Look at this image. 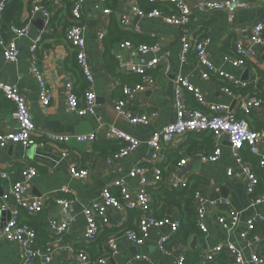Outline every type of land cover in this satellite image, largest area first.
Returning <instances> with one entry per match:
<instances>
[{
  "label": "crops",
  "instance_id": "0c3cea01",
  "mask_svg": "<svg viewBox=\"0 0 264 264\" xmlns=\"http://www.w3.org/2000/svg\"><path fill=\"white\" fill-rule=\"evenodd\" d=\"M4 1L7 6L0 26L7 39L15 38L11 31L13 26L20 28L31 21V9L35 4H42L51 13L50 19L42 15L36 16L31 22L30 34L17 41L20 48V57L17 62H7L0 46V82L19 87L29 103L39 132L67 136L71 138V141L66 146L52 145L43 136L38 139L41 146L35 149L25 150L18 146H9L1 150L0 170H5L9 178H0V193L2 191L7 195L13 185L16 178L15 175L14 177L10 175L13 169L21 170L25 166H33L38 170L39 176L28 185L26 203L41 201L46 205L42 213L45 226L43 230L40 227L38 229L37 243L40 246L53 243L58 249L54 259L55 264H77L75 256L79 251H86L92 258H97L105 252L107 232L117 235L126 228H138L140 218L134 217L135 215L132 214L134 212H114L109 209V226L101 233L98 240L87 243L84 239L87 226L84 206L97 200L103 190L107 186H112L117 180L124 181L131 192H138L140 177H130L136 165H142L146 169L148 191L155 200L153 215L159 219L171 217L182 223L188 217L187 199L169 197L168 183L181 180L190 183L192 187L195 179L203 180L204 182L198 185L197 190L201 191L205 202L207 210L205 224L208 233L198 230V233L187 236L185 242L177 241L175 238L178 235H184L182 231L186 232L181 229V226L179 233L177 232L178 235L176 236L177 233L172 235L168 243L170 250L168 255H162L157 246L161 236L171 234L167 228L153 229L150 238L141 246L121 239L118 244V253L111 259L110 264H177L181 253L186 255L188 263H195L200 254L211 252L215 247L228 243L234 244L243 253L245 264H252L250 259L254 254H261L264 258V224L257 226L256 233L259 241L252 239L244 241L241 238V232L245 229L248 219L252 215H264V202L254 205L253 197L248 192V182L244 177L233 179L228 176L229 169L236 166V161L227 137L221 140L222 154L214 164L202 162V155L214 151L215 142L211 135L190 134L175 137L164 151L166 161L162 167L166 184L157 185L154 181V165L151 160L155 152L147 142L153 133L175 119L177 77L188 78L191 84L203 92L209 104L232 107L237 117H247L240 105L245 98L251 97L232 91V94L227 92L228 88L223 85L226 81L224 78L212 77L209 81L203 79L194 54L189 56L188 62L181 61L182 38L186 34L184 29L169 25L162 18L137 17L134 9L146 7L148 0H143V3L138 0H121L113 10L110 6L111 0L107 2L106 0H84L83 24L86 29V52L94 74V90L98 99L96 115L80 117L70 112L67 105L69 83L73 84V93L79 99H83L85 92L81 90L74 72L75 52L65 41L66 30L71 24L70 0H0V3ZM184 1L193 8L197 0ZM242 4L232 17L222 12L203 16L194 11L188 36L193 39L201 31L204 32V36L210 39L208 54L216 68L234 76L237 80L249 82L250 85L254 84L256 89H259L258 93L264 96V78L260 75L264 72V46H254V56L248 61L246 67L235 68L226 59L234 50L237 40L249 43L254 25L264 20V0H242ZM162 7L164 8L162 10H165V5ZM106 10L111 13L106 14ZM123 17L130 18L133 29L122 28L120 22ZM113 18L123 31L133 36V45H158L157 50L152 54L143 55L134 49H122L120 45L123 43L107 49L100 35L103 32L105 35L109 33ZM41 35L43 41L36 56L54 98L47 109H43L40 105V85L30 68L31 47ZM137 42L139 44H136ZM118 56L127 68L145 65L153 59L158 60V65L150 72L157 84L155 88L143 94L136 104V108L141 112L157 111L159 113L158 118L149 126H132L115 111V101L122 94L121 87H124L122 76L137 75L123 72L118 65ZM246 73H248L247 78L243 79ZM126 84L132 85V83ZM185 103L193 109L198 107L190 93H186ZM12 108L0 109L1 132L8 131L14 126V108ZM248 120L254 130L263 131L264 105L253 111ZM108 126H114L141 142L134 154L118 160L114 165L106 163L109 152L105 148L110 140L106 137L105 128ZM98 131L100 132L97 141L92 146L78 143L75 139L77 136ZM98 147H102L103 150L100 151ZM65 150H69L70 153L63 158L62 154ZM244 150L247 160L254 157L259 159L250 153L248 148ZM260 152L264 153V144L260 147ZM184 158L187 159V164L179 168L177 165ZM248 163L251 167L255 166ZM75 165L88 169L89 177L84 180L74 179L70 170ZM258 176L260 180L255 190V197L264 195V179L260 173ZM111 190L114 196L120 194L119 188L112 187ZM58 198L72 200L74 205L66 211L57 205ZM217 199L228 200L231 207L239 213L240 224L237 229L227 231L216 221V216L221 212L224 214L225 210L212 209L208 202ZM14 200L11 199L10 204L0 196V227L12 218L14 211H18L17 205H12ZM6 204L9 205V209L4 212L2 208ZM19 215L21 220L29 219L33 225L36 224L35 216L29 218V215L27 217L23 213ZM67 217L74 219L69 232L61 238L52 239L49 235L48 221ZM195 237L196 242L193 245ZM224 263L225 257L222 255L218 262L213 264ZM0 264H21V249L17 243L6 241L0 243Z\"/></svg>",
  "mask_w": 264,
  "mask_h": 264
},
{
  "label": "built area",
  "instance_id": "2783aa9c",
  "mask_svg": "<svg viewBox=\"0 0 264 264\" xmlns=\"http://www.w3.org/2000/svg\"><path fill=\"white\" fill-rule=\"evenodd\" d=\"M148 1L152 4H157L158 2L167 3L172 9L170 12L162 9H154L147 12L136 7L134 9L135 15L139 18H162L165 23L179 29H184L186 34L182 38L180 54V59L183 63L188 62L189 56L194 54L197 65L201 69L203 79L209 81L212 77L224 78L237 88L242 89L250 85L249 82L237 80L234 76L216 68L209 58L207 48L210 39L204 36V32L201 31L193 39L188 36L194 11L203 16L222 12L232 17L243 5L242 0H197L193 8L184 0ZM70 3L71 24L66 30L65 41L75 52L76 62L88 87L83 99H79L73 93V84L69 83L67 85L68 110L80 117L95 116L98 98L94 90V74L86 52V29L83 24L84 0H70ZM6 6V1L0 3V23L3 19ZM105 13L109 15L111 11L106 10ZM38 15H42L47 19L51 18V13L45 6L35 4L31 9V21L23 27L13 26L11 28L12 33L15 35L14 39H7L0 26V46L3 49V56L7 62L14 63L19 60L20 48L17 41L30 34L32 28L31 22ZM120 23L125 30L133 29L129 17H123ZM104 37L105 32L100 35V39L103 40ZM42 41L43 36L41 35L32 44L30 68L40 85V105L43 109H47L51 106L54 98L52 90L39 66L38 57L36 56V52L39 50ZM255 45L264 46V20L254 25L249 43L243 40H237L235 54L228 55L226 59L235 68L246 67L248 61L254 56ZM120 46L122 49H134L143 55L152 54L158 48V45L142 44L134 46L131 43H123ZM117 59L118 65L123 72L137 74L142 77V81L139 84L124 85L123 97L115 101V111L132 126H149L158 118L159 113L157 111L141 112L136 108V104L143 94L155 88L157 81L149 73L158 65V60L153 59L145 65L127 68L121 61L120 56ZM176 85V114L174 121L153 133L147 142L149 147L155 152L151 160L154 165L155 183L157 185L166 184L162 167L166 161L164 151L166 150L165 147L175 137L208 133L212 135L215 142L214 151L210 154L202 155V162L216 163L222 154L221 140L223 137H227L234 151V159L236 161V166L229 169L228 176L233 179L244 177L248 182V192L253 197L254 205L262 204L264 202V195L255 197V190L260 178L256 170L244 162L241 152L244 148L248 147L252 154L260 158L257 170L264 179V153L260 152V147L264 144V130H254L248 120L253 111L260 109L264 105V100L253 96L245 98L240 108L247 116V119L239 120L232 107L209 104L203 92L191 84L188 78L183 76L177 77ZM227 92L232 94L229 89ZM186 93H190L194 97L198 108L193 109L186 105ZM0 94H3L10 100L14 104L15 109L13 113L15 122L13 128L0 133V151L9 146H18L25 150L35 149L41 146L38 139L43 136L52 145H69L71 141L70 137L56 133L42 134L38 131L29 103L21 93L19 87L0 82ZM105 131L108 140L122 141L126 144L120 151L106 158L108 165H114L118 160L134 154L140 147L141 142L138 139L114 126H108L105 128ZM99 132L77 136L75 139L78 143H85L92 146L97 141ZM69 153V150H65L62 157H67ZM186 164L187 159L184 158L177 166L180 168ZM70 173L77 180H84L90 175L88 169L80 168L76 165L71 168ZM145 173L146 169L142 165H136L130 173L131 178L140 177V189L138 192H131L124 181L117 180L113 182L112 186H107L97 200L91 201L88 205L84 206V213L87 218L84 239L87 243L97 241L105 228L109 226V209H112L114 212H137L141 216L137 230H123L119 234L109 237L105 245V252L100 257L94 259L86 251H79L75 256L77 264H110L111 259L118 253V244L121 239L141 246L150 238L153 229H169L171 234L161 236L157 242V246L162 255H168L170 253L168 243L172 235H175L179 231L181 222L171 217L162 219L154 217L155 200L148 191V181L145 178ZM38 176L39 172L35 167H23L21 169L20 181L13 183L7 195L4 194L3 200L8 202L10 198L15 199L17 207L24 208L30 216H36L44 212L46 209L44 202L26 203L28 185ZM0 178L8 179L9 175L5 170H0ZM188 184L186 181L178 180L168 183V186L173 190H181L187 188ZM112 187L119 188L120 194L118 196L113 195ZM56 203L66 211H69L74 205V201L61 198H58ZM208 204L212 209L221 210L222 208L225 210L224 214L221 212L216 216V221L221 227L227 231H233L239 227V213L231 207L228 200H210ZM194 206L196 209V224L198 229L202 233H208V228L205 224L207 210L200 190L195 193ZM8 209L9 205L6 204L2 208V211L7 212ZM73 220V217L49 220L48 229L50 237L57 239L66 235L70 230ZM261 224H264V215H252L248 219L245 229L241 232V238L244 241L251 239L259 241V236L256 231L257 226ZM37 238L38 234L34 229L20 222V215L17 210L13 212L12 218L0 229V243L6 241L9 243H17L20 246L21 264H55L54 259L58 249L54 247L53 243L39 247ZM222 255L225 257L224 264L246 263L243 253L234 244L228 243L215 247L211 252L200 254L198 261L195 263H188L186 255L181 253L178 256L177 264H213L218 262L219 257ZM250 261L252 264H264V258L261 254L252 255Z\"/></svg>",
  "mask_w": 264,
  "mask_h": 264
},
{
  "label": "trees",
  "instance_id": "16d2710c",
  "mask_svg": "<svg viewBox=\"0 0 264 264\" xmlns=\"http://www.w3.org/2000/svg\"><path fill=\"white\" fill-rule=\"evenodd\" d=\"M107 1L108 0H106V2ZM120 1L121 0H111L110 1L111 9L112 10L115 9ZM138 1L140 3H143V0H138ZM160 4L165 5V11L166 12H170L171 11L172 7L170 5H168L167 3H157V4H152V3L149 4L148 3V5L146 7L142 6L140 8L142 10L147 11V12H150V11H152L154 9H164L162 7V5H160ZM132 42H133V36L131 34L125 32V31H123L120 28V26L117 24L116 20L113 18L112 21H111L109 33L107 35H105V37H104V43H105L106 48L107 49H110L113 46L118 45V44H121V43H131V44H133ZM136 44H139V43L137 42ZM134 46H139V45H134ZM234 54H235V47H234V50L229 55H234ZM113 59L115 60V57H113ZM74 72L76 73V77H77V79L79 81V84L81 85V90H83V92L86 91V89L88 87V84L85 81V79H84V77L82 75V72H81V70L78 67V64H77L76 60H75V71ZM260 75L264 78V72H261ZM122 79H123V84L124 85L126 83L139 84L142 81V77L139 76V75H131V76H128V77L127 76H122ZM223 85H225V87H227L229 89V91H232L234 93L241 94V95H244V96L250 95V96L257 97L259 99L264 100V96H261L258 93L259 89H256V86L254 84H251L247 88L242 89V88H237L234 84L229 83L226 80L225 83H223ZM121 88H122L121 89L122 94H121V96L117 97L119 99H120V97L121 98L123 97V86ZM84 95H85V92H84ZM12 105H14V104L10 100H8L3 94H0V109L1 108H10V107H13L14 108V106H12ZM14 110L15 109H13V113H14ZM237 119L243 120V119H247V117L245 118V117L239 116V117H237ZM0 133H1V131H0ZM203 134H206L207 135L208 133H203ZM209 135H211V134H209ZM125 145L126 144L124 142H122V141H109V143H106V148L105 149L109 152L108 153L109 154L108 156H111V155H114L115 153H117L118 151H120ZM98 149L100 151L103 150L102 147H98ZM244 151L245 150L243 149L242 152H241L242 158H243L244 162L246 164L248 162L254 164L255 166H253V165L252 166L256 169V172L258 174L259 171H257V167H258L260 158L257 156L259 158L258 160H257L256 157L247 160V158H246V156L244 154ZM248 151L251 153L250 149ZM18 169L19 168H15L12 171H10V175L12 177H14V175L16 176V178L13 181V183L18 182L21 179V170L20 169L18 170ZM203 182L204 181L201 180V179H195L194 180V185L192 187H190L191 184L189 183L188 184V187L185 188V189L173 190V189L170 188V189L167 190V192H168L167 194L169 195V197H171L173 199L174 198H177V197L181 198L182 200H184V199L186 200L187 199L188 217L185 218L186 221H183L181 223L182 228L180 227L182 230H186V232L185 231H182V234H184L182 236H179L178 235L179 232H178L176 234V236L177 235L178 236H177V238H175L177 241H183V242H185L187 236H190L192 233H198V230L199 229H198L197 224H196V209H195V206H193V205H194L195 193L198 191L197 190L198 185H200ZM11 199H13V198H10L9 199V201H8L9 203L11 202ZM61 199H65V198H61ZM12 205H16V201L15 202L12 201ZM18 211H19V213L26 214V216L28 217V213H27V211L24 208L18 207ZM42 213H39L38 215L35 216V218H34V220L36 219V221H34V222H36L35 225H33L29 219H26L24 221L20 219V222L23 225H27L30 228L34 229L37 232V234H38L39 227H40V229L43 230V228L45 226L44 219L42 218ZM132 214L135 215L134 217H138V218H140V216H141V214L140 213H137V212H134ZM29 218H32V216L29 215ZM136 229H138V228H136ZM136 229L126 228L125 230H127V231L128 230H132V231H134ZM112 235H113V233L110 234V233L107 232L106 233L107 240ZM38 246L39 247H44V246H40L39 244H38Z\"/></svg>",
  "mask_w": 264,
  "mask_h": 264
},
{
  "label": "water",
  "instance_id": "95a60500",
  "mask_svg": "<svg viewBox=\"0 0 264 264\" xmlns=\"http://www.w3.org/2000/svg\"><path fill=\"white\" fill-rule=\"evenodd\" d=\"M247 74H248V73L245 74V77H244L243 79H246V78H247V77H246ZM0 196H1L2 198L4 197V193H3L2 191H1V193H0ZM4 225H5V224H4ZM4 225H3L2 227H4ZM2 227H0V229H1ZM195 242H196V237L194 238V243H193V245L195 244Z\"/></svg>",
  "mask_w": 264,
  "mask_h": 264
}]
</instances>
